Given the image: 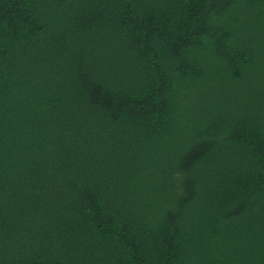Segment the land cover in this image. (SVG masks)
Here are the masks:
<instances>
[{"label":"trees","instance_id":"obj_1","mask_svg":"<svg viewBox=\"0 0 264 264\" xmlns=\"http://www.w3.org/2000/svg\"><path fill=\"white\" fill-rule=\"evenodd\" d=\"M0 264H264V0H0Z\"/></svg>","mask_w":264,"mask_h":264}]
</instances>
